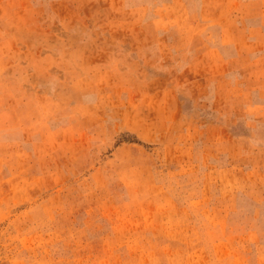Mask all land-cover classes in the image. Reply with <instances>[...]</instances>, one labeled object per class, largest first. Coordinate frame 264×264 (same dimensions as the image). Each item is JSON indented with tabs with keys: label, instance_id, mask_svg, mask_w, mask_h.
Wrapping results in <instances>:
<instances>
[{
	"label": "rangeland",
	"instance_id": "1",
	"mask_svg": "<svg viewBox=\"0 0 264 264\" xmlns=\"http://www.w3.org/2000/svg\"><path fill=\"white\" fill-rule=\"evenodd\" d=\"M0 264H264V0H0Z\"/></svg>",
	"mask_w": 264,
	"mask_h": 264
}]
</instances>
